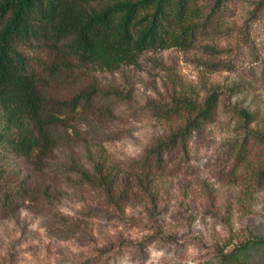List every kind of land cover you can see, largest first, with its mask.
<instances>
[{"label":"rangeland","instance_id":"374dc122","mask_svg":"<svg viewBox=\"0 0 264 264\" xmlns=\"http://www.w3.org/2000/svg\"><path fill=\"white\" fill-rule=\"evenodd\" d=\"M16 48L49 99L81 102L54 107L42 158L0 147V264H216L264 236V0H228L192 49L117 71L42 39ZM213 91L214 120L170 143L181 99Z\"/></svg>","mask_w":264,"mask_h":264},{"label":"trees","instance_id":"16d2710c","mask_svg":"<svg viewBox=\"0 0 264 264\" xmlns=\"http://www.w3.org/2000/svg\"><path fill=\"white\" fill-rule=\"evenodd\" d=\"M227 1L214 0L205 12L199 0H0V147L42 158L54 146L51 128L63 121L54 107L76 110L81 102V96L69 103L49 99L17 44L42 39L62 45L81 65L117 71L146 51L192 49L208 15ZM180 102L188 117L172 144L214 120L218 92L200 103ZM162 150L156 151L159 158ZM82 177L91 181L86 172ZM216 264H264V236L220 250Z\"/></svg>","mask_w":264,"mask_h":264}]
</instances>
